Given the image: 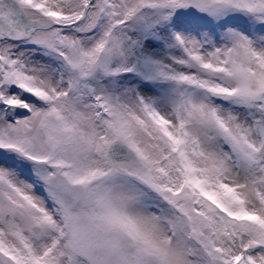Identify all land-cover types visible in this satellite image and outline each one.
<instances>
[{
  "label": "snow or ice",
  "instance_id": "1",
  "mask_svg": "<svg viewBox=\"0 0 264 264\" xmlns=\"http://www.w3.org/2000/svg\"><path fill=\"white\" fill-rule=\"evenodd\" d=\"M0 264H264V0H0Z\"/></svg>",
  "mask_w": 264,
  "mask_h": 264
}]
</instances>
